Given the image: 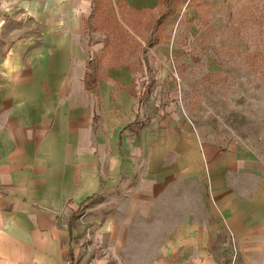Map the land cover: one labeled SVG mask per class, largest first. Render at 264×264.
<instances>
[{
  "label": "crops",
  "instance_id": "crops-1",
  "mask_svg": "<svg viewBox=\"0 0 264 264\" xmlns=\"http://www.w3.org/2000/svg\"><path fill=\"white\" fill-rule=\"evenodd\" d=\"M94 2L0 0V264H264V146L98 72Z\"/></svg>",
  "mask_w": 264,
  "mask_h": 264
},
{
  "label": "rangeland",
  "instance_id": "rangeland-1",
  "mask_svg": "<svg viewBox=\"0 0 264 264\" xmlns=\"http://www.w3.org/2000/svg\"><path fill=\"white\" fill-rule=\"evenodd\" d=\"M89 42L100 73L150 72V109L174 108L201 134L264 146V0H161L152 10L96 0Z\"/></svg>",
  "mask_w": 264,
  "mask_h": 264
},
{
  "label": "trees",
  "instance_id": "trees-1",
  "mask_svg": "<svg viewBox=\"0 0 264 264\" xmlns=\"http://www.w3.org/2000/svg\"><path fill=\"white\" fill-rule=\"evenodd\" d=\"M96 1V0H95Z\"/></svg>",
  "mask_w": 264,
  "mask_h": 264
}]
</instances>
